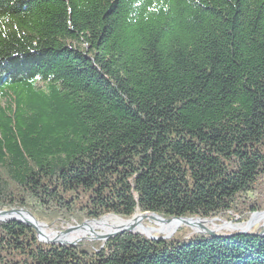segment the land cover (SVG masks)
<instances>
[{"label":"trees","instance_id":"16d2710c","mask_svg":"<svg viewBox=\"0 0 264 264\" xmlns=\"http://www.w3.org/2000/svg\"><path fill=\"white\" fill-rule=\"evenodd\" d=\"M247 222L264 212V0H0V212ZM264 229L47 245L0 264H264Z\"/></svg>","mask_w":264,"mask_h":264},{"label":"water","instance_id":"95a60500","mask_svg":"<svg viewBox=\"0 0 264 264\" xmlns=\"http://www.w3.org/2000/svg\"><path fill=\"white\" fill-rule=\"evenodd\" d=\"M263 214H264V212L253 214L251 216L250 220H248L245 224H247V225L250 224L255 216L263 215ZM13 216H19V218H14ZM137 216H139L140 218H142L144 220H148V221H151V222H154V223L167 224V223H171V222H178L179 224H181L171 234L165 235L164 237H161L162 240L171 239L177 233V231L180 228H182L183 226L193 229L194 231H196L197 234H201V235H205V236H209V237H213V238H215V237H223V236L215 234V232L211 231L208 228V226H206V224L211 223V222H216V221H218V219H215V220H212V221L205 220V219H199V218H171V219H164V218H162V217H160V216H158V215H156L154 213L137 214V215L133 216V218H131L130 220H122V219H119V218H117L115 216H106V217L102 218L99 221H87V222H84L80 226H76V227L70 228L69 230H67L65 233H62L61 235L68 234V233H70V232H72L74 230H78V229L84 228L86 225L91 224V223H100L105 218H108V217L116 218V219H119V220H122L124 222L129 223V222L133 221ZM0 217H1L0 223L17 222L19 224H24V225H26L28 227L33 228L37 232L38 240L41 243H44V244H47V245H58L60 247L76 246L80 242L79 240L76 241V242H71V243H57V242L46 243V242H44L40 238L41 232L39 230V227L42 226V227H45L47 229V226L45 224L39 223L29 212L24 211V210H5V211H1L0 212ZM225 223H227V222H225ZM125 233H133V234L144 235V236H146L148 239H150L152 241H157L158 240V238L149 237L146 234V232H140V231L136 232L133 229V226H130L129 228L120 229V230H117V231H115L113 233H109V234L105 233V234L98 235L96 233H93V235L96 237L97 240L102 241V242H107L110 239H113V238H115V237H117L119 235H123ZM250 234L251 233H248V231H246V232L240 231V232H237V233H234V234H229L227 236L228 237L246 236V235H250ZM263 234H264V231H263ZM84 240H89V239H84Z\"/></svg>","mask_w":264,"mask_h":264},{"label":"bare ground","instance_id":"6f19581e","mask_svg":"<svg viewBox=\"0 0 264 264\" xmlns=\"http://www.w3.org/2000/svg\"><path fill=\"white\" fill-rule=\"evenodd\" d=\"M14 218H19V216H13ZM1 219V217H0ZM110 219L112 217L105 218L102 222L100 223H91L86 225L84 228L74 230L68 234H63V235H58L54 233H49L45 227H39V230L41 232L40 238L46 243H51V242H57V243H71V242H76L80 239L86 238L89 236V234H93L96 229H103L105 230L106 234L113 233L117 230L124 229V228H129L130 226H133V229L135 231H140V232H146V234L149 237L153 236V233L157 231L156 229H148L145 228V226L142 224V221H145L144 219L140 218L137 216L133 221L127 223L122 220L114 218V223L111 225L110 224ZM264 220V214L263 215H257L253 218L250 224L242 225V226H233L232 228L234 229H240L241 231H249V229L258 223L259 221ZM165 227L161 228L162 232H165L167 234H171L174 232L177 227H179L181 224L178 222H171L167 224H163ZM209 224H206L208 226ZM160 231V230H159ZM238 231V230H237ZM96 233V232H95Z\"/></svg>","mask_w":264,"mask_h":264},{"label":"rangeland","instance_id":"374dc122","mask_svg":"<svg viewBox=\"0 0 264 264\" xmlns=\"http://www.w3.org/2000/svg\"><path fill=\"white\" fill-rule=\"evenodd\" d=\"M114 220H115L114 218L110 219V224L111 225L114 223ZM225 222H227V223H225ZM242 223L239 222L237 219H234L231 222L218 219V221H216V222L208 223L209 224L208 228L211 231L215 232V234L220 235V236H224V235H229V234H234V233L240 232L241 231L240 229H234L232 227L233 226L246 225L245 224L246 222H242ZM142 224L145 226V228L156 229L157 230V231H155L153 233L152 237L160 238V237H164L165 235H169V234L161 231V228L165 227L162 223H154V222L145 220V221H142ZM45 225L47 226V231L49 233H54V234H58V235H61L62 233H65L70 228H73V227H76V226H80V224H75V223L65 224V223H61V222H58V223L54 224L53 226H49L48 224H45ZM183 229L189 230L190 232L197 234L196 231H194L193 229H191L189 227H185V226L180 228L177 232H179L180 230H183ZM262 229H264V220L263 221H259L258 223L253 225L249 229L248 233H251V234L258 233ZM95 232L98 235L106 233L105 230H103V229H96ZM84 239H89V240H84ZM79 241H80L79 244L82 243V242H102V241L97 240L96 237L93 234H89V236H87L86 238L80 239Z\"/></svg>","mask_w":264,"mask_h":264}]
</instances>
